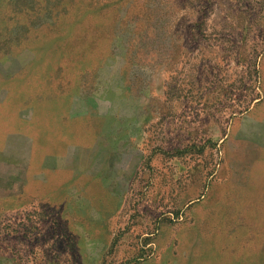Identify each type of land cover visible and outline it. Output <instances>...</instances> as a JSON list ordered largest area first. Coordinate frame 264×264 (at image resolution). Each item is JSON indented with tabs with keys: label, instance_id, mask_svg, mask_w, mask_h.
<instances>
[{
	"label": "rangeland",
	"instance_id": "1",
	"mask_svg": "<svg viewBox=\"0 0 264 264\" xmlns=\"http://www.w3.org/2000/svg\"><path fill=\"white\" fill-rule=\"evenodd\" d=\"M65 145L122 186L100 262L23 175ZM0 264H264V0H0Z\"/></svg>",
	"mask_w": 264,
	"mask_h": 264
},
{
	"label": "crops",
	"instance_id": "2",
	"mask_svg": "<svg viewBox=\"0 0 264 264\" xmlns=\"http://www.w3.org/2000/svg\"><path fill=\"white\" fill-rule=\"evenodd\" d=\"M120 130H99L100 134L118 133ZM53 154L39 150L30 154L23 166L24 178L38 187H50L61 193L67 213L78 218L77 230L83 238L84 249L90 262H100L111 245L113 219L124 207V194L111 165L91 161L89 157L69 150ZM5 163L2 160V166Z\"/></svg>",
	"mask_w": 264,
	"mask_h": 264
}]
</instances>
